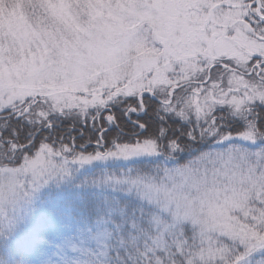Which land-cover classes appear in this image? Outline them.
Segmentation results:
<instances>
[{
	"label": "snow or ice",
	"instance_id": "6c2138e0",
	"mask_svg": "<svg viewBox=\"0 0 264 264\" xmlns=\"http://www.w3.org/2000/svg\"><path fill=\"white\" fill-rule=\"evenodd\" d=\"M0 264H264V0H0Z\"/></svg>",
	"mask_w": 264,
	"mask_h": 264
}]
</instances>
